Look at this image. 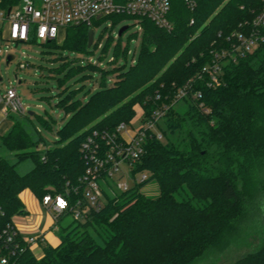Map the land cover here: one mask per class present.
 Masks as SVG:
<instances>
[{
  "label": "trees",
  "instance_id": "1",
  "mask_svg": "<svg viewBox=\"0 0 264 264\" xmlns=\"http://www.w3.org/2000/svg\"><path fill=\"white\" fill-rule=\"evenodd\" d=\"M19 1L1 0L0 7L10 9ZM169 1L172 31L139 20L143 35L134 66L125 63L114 70L109 86L101 73L100 88L84 102L76 98L78 91L62 93L59 104L67 120L50 145L30 115H10L12 126L0 136V233L23 213L24 190L39 201L67 193L75 201L73 190L86 168L81 145L89 134H112L120 124L130 125L138 101L144 118L168 107L156 124L161 138L145 141L132 170L145 172L147 179L111 199L104 193L103 209L83 222L73 219L61 226L62 216L60 244L43 246L40 258L26 250L21 264H217L231 250L244 251L232 264H264V45L224 64L216 84L203 72L260 5L256 0H201L190 13L182 0ZM125 18L130 19L111 15L91 27H68L41 44L86 54L96 45L87 49L89 28ZM53 61L61 65L53 72L65 76L57 78L61 87L79 73L80 81H93L84 73L86 66L73 73L77 62L68 57L57 54ZM184 87L186 96L177 100ZM25 163L31 168L20 173ZM149 182L157 184L156 198L139 192ZM182 191L188 199L179 201ZM88 228L104 233L102 244Z\"/></svg>",
  "mask_w": 264,
  "mask_h": 264
},
{
  "label": "built area",
  "instance_id": "2",
  "mask_svg": "<svg viewBox=\"0 0 264 264\" xmlns=\"http://www.w3.org/2000/svg\"><path fill=\"white\" fill-rule=\"evenodd\" d=\"M182 1L187 11L193 13L201 0ZM256 1L260 6L253 11V17L239 25L238 30L228 37L227 44L216 52L214 60L203 68L213 84L218 83L224 64L236 62L264 45V0ZM15 5L10 12L0 7V36L8 43H27L32 38L38 44L46 43L56 40L61 30L80 25L91 27L94 21L111 15L128 16L138 23L141 19H148L159 29L167 32L173 29L168 20L169 0H20ZM193 23L191 18L190 25ZM26 67V64H19V69ZM186 90V87L180 89L176 99L185 97ZM196 96L201 97L200 93ZM0 104L11 114H25L15 87L0 94ZM167 109L163 106L153 111L150 118H144L141 109L130 125L120 124L112 134L93 131L86 137L81 145L86 168L79 185L73 190L75 201L71 202L69 193L57 196L47 194L40 201L54 223L57 224L66 215L75 220H85L91 212L98 213L103 209L107 202L104 193L111 199L147 179L145 172L133 174L132 170L143 154L145 141L154 135L161 138L156 124ZM126 174L132 178L131 187L121 181L123 176L127 177ZM118 175L119 178L115 179ZM42 243L41 237L22 238L14 224L10 223L0 233V264H21L20 258L26 250L40 258L31 246Z\"/></svg>",
  "mask_w": 264,
  "mask_h": 264
},
{
  "label": "rangeland",
  "instance_id": "3",
  "mask_svg": "<svg viewBox=\"0 0 264 264\" xmlns=\"http://www.w3.org/2000/svg\"><path fill=\"white\" fill-rule=\"evenodd\" d=\"M111 25L112 20H107L99 26L92 27L96 45L86 54L54 49L38 44L34 39L27 43H8L3 41L0 36V78L2 80L0 81V94H4L11 87L16 88L25 109V114L30 115L33 119L36 129L40 132V136L46 145H50L55 141L57 138L56 130L67 120V115L59 104V99L64 91V93L68 90L78 91L76 98L84 102L89 94L100 88L101 73H105L106 86H109L115 80L116 72L114 70L124 66L125 63L128 67L135 65L141 50L143 35L141 24L133 18H125L119 23ZM123 27H127V29L119 36V30ZM117 44H119L118 47ZM124 49H127L125 55L122 52ZM57 54H62L71 61L77 62L72 68L73 73H76L79 67L86 66L84 73L92 78L93 81L87 79L80 81L82 73H79L69 79L66 83L67 85L61 87L57 78L60 77L65 80V76H61V73L57 75V73L53 72L55 68L61 67L59 62L53 61ZM8 56H11L13 60L7 63ZM19 64H26L27 67L19 69ZM133 109L135 114L139 115L141 113L139 101L134 104ZM127 129L130 128L128 127ZM41 147L43 148V145ZM2 154L7 155L6 152ZM30 168L29 163L22 164L19 166V172L25 173ZM119 176L115 177V179L119 178ZM135 176L137 177L138 175ZM121 181L126 182L130 187L132 185V178L129 175L127 177L123 176ZM139 192L149 198H156L159 195L155 182H149L139 187ZM23 197L25 202L31 201L37 206V211L34 212L36 217L46 213V209L30 190H25ZM176 198L179 201L188 199V193L182 191L176 195ZM26 210L23 207V211L26 212ZM23 217L24 215L22 214L15 216L14 225L16 228H20L19 220L20 218L23 219ZM72 221V216L66 215L59 222L61 226H66ZM79 221L83 222V220ZM75 227L72 225L71 229ZM87 231L99 244H102L101 234L104 236V233L100 229L95 232L88 228ZM256 243L255 241L254 244ZM243 253L244 251L235 252L231 250L221 256L217 264H232L236 260L234 258L240 257ZM205 264L215 263L210 260Z\"/></svg>",
  "mask_w": 264,
  "mask_h": 264
},
{
  "label": "crops",
  "instance_id": "4",
  "mask_svg": "<svg viewBox=\"0 0 264 264\" xmlns=\"http://www.w3.org/2000/svg\"><path fill=\"white\" fill-rule=\"evenodd\" d=\"M10 115L11 113L5 109L2 104H0V136L4 135L12 126ZM24 192L25 190L20 194V199L23 203L24 209L27 210L26 212L23 211L22 215H24V217L23 219L20 218L19 220V224L21 226H19V229H16L22 238L27 239L30 237H41L43 239V243L41 245L31 246V249L34 251L35 255L41 257L43 255V246L55 248L60 244V238L58 235L59 224L54 223L51 214L48 213L47 210L45 211V214H41L40 216L36 217L34 212L37 211V206L31 203V201H24ZM14 218L12 221L13 224ZM35 219L37 220L35 221Z\"/></svg>",
  "mask_w": 264,
  "mask_h": 264
},
{
  "label": "water",
  "instance_id": "5",
  "mask_svg": "<svg viewBox=\"0 0 264 264\" xmlns=\"http://www.w3.org/2000/svg\"><path fill=\"white\" fill-rule=\"evenodd\" d=\"M8 12H10V9H8ZM127 29V27H123L119 30V33L118 35L120 36L122 34L123 31H125ZM94 43V30L92 28H89L88 29V33H87V49H91L92 45ZM12 60V57L11 56H8L7 57V63ZM0 81L1 78H0Z\"/></svg>",
  "mask_w": 264,
  "mask_h": 264
}]
</instances>
